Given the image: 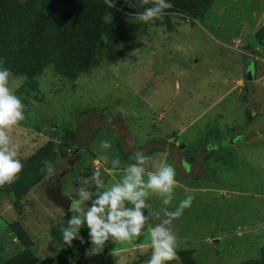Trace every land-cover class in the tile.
Instances as JSON below:
<instances>
[{
    "label": "rangeland",
    "instance_id": "1",
    "mask_svg": "<svg viewBox=\"0 0 264 264\" xmlns=\"http://www.w3.org/2000/svg\"><path fill=\"white\" fill-rule=\"evenodd\" d=\"M167 2L162 19L145 23L135 14L152 5L142 0H0V68L11 72L9 87L25 106L11 131L23 167L55 132L62 148L53 164L69 198L97 167L107 185L134 162L129 154L111 166L122 134L126 148L162 142L148 156L176 170L171 204L147 199L145 234L109 240L94 254H86V226L84 243L63 242L72 213L47 197V176L16 199L0 187V200L25 209L20 223L33 238L27 264H113L105 257L112 246L125 249L119 264H143L151 255L146 233L159 223L151 213L174 210L189 193L191 206L171 226L189 264H264V0ZM103 140L112 147L102 149ZM15 220L7 211L0 226Z\"/></svg>",
    "mask_w": 264,
    "mask_h": 264
},
{
    "label": "clouds",
    "instance_id": "2",
    "mask_svg": "<svg viewBox=\"0 0 264 264\" xmlns=\"http://www.w3.org/2000/svg\"><path fill=\"white\" fill-rule=\"evenodd\" d=\"M142 3L152 5L135 14L138 21L145 23L162 19L164 11L172 7L167 0H142ZM11 75L7 68H0V187L14 183L23 170V163L18 158V142L13 140L11 131L25 120V106L9 87ZM100 147L108 150L112 145L110 141L103 140ZM102 159L108 161L109 157L104 155ZM130 160L134 162L127 164L119 179L111 184L106 185L99 167L91 177L78 182L76 198H70L68 204V211L72 214L67 219V226L60 229L65 244L72 245L74 239L84 243V238L79 235L84 226L89 230L91 244L86 254L98 253L109 240L115 244L132 241L145 234L143 230L149 215L145 210L149 207L147 199L151 195L160 197L165 206L171 204L177 183L175 168L167 162L156 163L153 157L141 151H136ZM149 161L153 164L152 170L145 167ZM110 162L113 169L121 165L118 157ZM43 164L41 171L49 179L55 178L58 174L56 166L47 160ZM90 184H94L95 192L89 190ZM193 200L194 196L189 193L174 210L163 207L151 213L159 218V223L146 233L150 239L151 255L143 264H168L176 259L177 234L171 226Z\"/></svg>",
    "mask_w": 264,
    "mask_h": 264
},
{
    "label": "trees",
    "instance_id": "3",
    "mask_svg": "<svg viewBox=\"0 0 264 264\" xmlns=\"http://www.w3.org/2000/svg\"><path fill=\"white\" fill-rule=\"evenodd\" d=\"M5 2H8V0H5ZM4 4V3H3ZM205 8L208 6V2H206L203 5ZM201 6H197V9H199ZM3 6L0 7V37L1 35L4 33V20H3ZM120 118V117H119ZM96 128L93 131V135L96 132ZM55 134V132H53ZM53 134V135H54ZM50 136V139L38 150H36L32 156H30L29 159H27L24 162V167H23V177L21 176V178L19 177V179L24 182L23 186H20L19 184H17V180L16 179L14 181V183H12L11 185H5L7 186L10 191H12L13 196L15 197V199L18 197V191H25L28 190L30 187H32L33 185H35L36 183H38L41 179H43L46 174L45 172L41 171V169L44 167L43 161L47 160L50 161L52 163H54V161H56V156L57 153L59 151H61V143L58 142L56 140V136ZM77 133H74V136L71 140V144H73L76 139H77ZM92 135V137H93ZM123 139H122V147L119 150L120 153V160H124V159H129L130 155H133L136 151H141L143 153H145L146 155H150L152 152H154L155 150H162L164 149V144L162 142H151V141H147L145 144V146H133L130 144L129 148H126L124 146H126L127 142L125 139L124 134H122ZM237 138V137H236ZM145 147L146 150H145ZM80 151V149H79ZM130 154V155H129ZM63 155V154H62ZM129 155L128 157H125ZM62 158H64L62 156ZM25 176H26V181H25ZM27 186V187H26ZM22 189H21V188ZM20 229V228H19ZM20 238L22 239H27L25 237H27L26 232L22 229L18 230L16 233ZM188 253L187 250H182L178 252V255L180 257V259L185 263V264H189V262L187 261L185 254Z\"/></svg>",
    "mask_w": 264,
    "mask_h": 264
},
{
    "label": "crops",
    "instance_id": "4",
    "mask_svg": "<svg viewBox=\"0 0 264 264\" xmlns=\"http://www.w3.org/2000/svg\"><path fill=\"white\" fill-rule=\"evenodd\" d=\"M37 184V183H36ZM34 186V185H33ZM30 190V189H29ZM28 192V191H27ZM14 205V206H13ZM24 208H19L15 203L6 202L3 200H0V218L2 217V214L9 211L13 216L16 217V220L14 222L7 221V225L0 226V264H27L30 259L33 258V238L30 234H27L25 239L20 238L17 234H12V232H8V225L10 223L18 224V227L25 231V228L20 223L23 221V213ZM3 221H6L3 220ZM26 232V231H25ZM183 238V237H182ZM184 239V238H183ZM114 249L107 250L105 257L106 260H112L115 261L113 264H119L124 262L123 260L121 262V257H118L117 254H121L125 252V249L122 248H115ZM187 248H182L180 239L177 238V252L178 250H184ZM116 254V256H115ZM127 260V259H126ZM168 264H185L177 254L176 259L168 262Z\"/></svg>",
    "mask_w": 264,
    "mask_h": 264
},
{
    "label": "water",
    "instance_id": "5",
    "mask_svg": "<svg viewBox=\"0 0 264 264\" xmlns=\"http://www.w3.org/2000/svg\"><path fill=\"white\" fill-rule=\"evenodd\" d=\"M252 69H248L246 72V80H251L252 76ZM184 146H180V148H182ZM79 151V148H74L72 150V152H76ZM73 163V161L69 162V165H71ZM55 182L50 180L49 182H47L46 185V195L47 197L57 206L62 207L64 210L68 211V204L70 203L69 201V197H67L61 190V186H60V178H56Z\"/></svg>",
    "mask_w": 264,
    "mask_h": 264
},
{
    "label": "flooded vegetation",
    "instance_id": "6",
    "mask_svg": "<svg viewBox=\"0 0 264 264\" xmlns=\"http://www.w3.org/2000/svg\"><path fill=\"white\" fill-rule=\"evenodd\" d=\"M65 160H66V158H62V162H64ZM55 179H56V177L53 178V179H49L48 182H49L50 180H52V181H54V183H56V182H55Z\"/></svg>",
    "mask_w": 264,
    "mask_h": 264
}]
</instances>
